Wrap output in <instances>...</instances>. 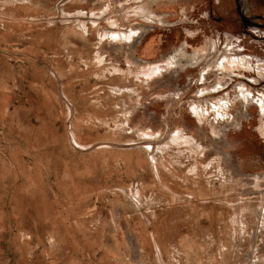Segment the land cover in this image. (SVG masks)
<instances>
[{
	"label": "rangeland",
	"instance_id": "obj_1",
	"mask_svg": "<svg viewBox=\"0 0 264 264\" xmlns=\"http://www.w3.org/2000/svg\"><path fill=\"white\" fill-rule=\"evenodd\" d=\"M243 1L0 0V264H264Z\"/></svg>",
	"mask_w": 264,
	"mask_h": 264
},
{
	"label": "flooded vegetation",
	"instance_id": "obj_2",
	"mask_svg": "<svg viewBox=\"0 0 264 264\" xmlns=\"http://www.w3.org/2000/svg\"><path fill=\"white\" fill-rule=\"evenodd\" d=\"M237 5H238V8H239L240 12H243V9H244L243 7H245L244 6L245 5V2L243 0L242 1L241 0H238ZM243 17L245 18L246 22H248V19H247V17L244 14H243Z\"/></svg>",
	"mask_w": 264,
	"mask_h": 264
},
{
	"label": "bare ground",
	"instance_id": "obj_3",
	"mask_svg": "<svg viewBox=\"0 0 264 264\" xmlns=\"http://www.w3.org/2000/svg\"><path fill=\"white\" fill-rule=\"evenodd\" d=\"M137 14V13H136Z\"/></svg>",
	"mask_w": 264,
	"mask_h": 264
}]
</instances>
